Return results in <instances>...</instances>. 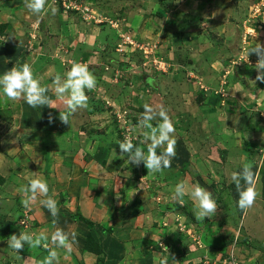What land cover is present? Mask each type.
<instances>
[{
	"label": "rangeland",
	"instance_id": "obj_1",
	"mask_svg": "<svg viewBox=\"0 0 264 264\" xmlns=\"http://www.w3.org/2000/svg\"><path fill=\"white\" fill-rule=\"evenodd\" d=\"M163 2L167 9L161 0H47L37 16L23 0H0V75L29 63L58 108L64 106L54 79L66 78L73 61L97 79L95 89L86 90L87 107L70 117V125L61 123L59 109L0 96V164L11 160L0 170L10 173H0L1 264L48 254L43 246L25 244L17 253L7 244L12 234L40 232L46 222L53 227L39 203L44 197L27 209L22 204L20 189L34 176L46 181L57 201L56 219L66 222L72 219L67 201L74 206L79 199L82 208L90 201L95 208L98 188L107 200L119 199L97 226L106 234L131 228L138 244L131 264H159L168 255L169 264L172 256L179 264H264V224H250L253 210L264 213V129L256 113L259 108L264 116V82L255 79L257 56H249L264 44V0ZM146 102L163 105L175 126V155L162 173L129 163L119 148L128 136L147 151L148 129L140 126ZM246 162L257 174L258 195L244 211L231 174ZM180 181L212 191L217 214L197 221L190 196L183 206L172 198ZM85 231L86 237L92 232ZM62 250L73 255L75 249Z\"/></svg>",
	"mask_w": 264,
	"mask_h": 264
},
{
	"label": "clouds",
	"instance_id": "obj_2",
	"mask_svg": "<svg viewBox=\"0 0 264 264\" xmlns=\"http://www.w3.org/2000/svg\"><path fill=\"white\" fill-rule=\"evenodd\" d=\"M46 3L47 0H23L24 7L37 16L45 12ZM51 12L55 14L56 9L52 8ZM251 54L257 56L254 67L258 74L255 79L264 82V44L258 42L250 51L249 56ZM65 77L62 79L60 75H57L54 79V93L58 99L63 101V108L56 107L55 101L46 95L49 88L41 86L39 79L34 77L31 65L27 62L19 66L14 65L10 70L0 75V96L7 97L12 101L23 99L33 108L47 106L50 109H59L58 118L61 123L70 125V117L78 109L87 107L86 90L95 89L97 79L86 64L77 61L71 63ZM143 108L140 126L148 129L143 133L142 141L147 145V151L143 147L133 144L132 139L128 136L119 142V148L122 154H127L129 163L136 166L143 163L149 174L162 173L164 169L171 166V160L175 155V140L173 138L175 126L168 110L163 105H151L146 102ZM53 120L54 117L49 114V122ZM153 120H158L156 126L151 123ZM157 148L162 149L159 154L156 151ZM252 169L253 164L246 162L242 165L241 171L231 174V180L239 192L238 206L244 211L254 205L258 195L256 191L257 174ZM20 192L22 193V204L26 209L30 208L38 197H44L40 199L39 203L46 207L54 218L52 221L54 231L50 238L51 245L54 247H49V236L45 231L39 233L22 231L19 235L12 234L7 240L8 247L19 253L25 244L33 249L43 246L48 250V255L40 261V264H59L58 252L55 249L62 248L70 253L77 233L71 228L66 232L57 226V201L52 195H49L48 184L41 177L34 176V178L28 179L27 184L21 187ZM186 195L190 196L194 202L192 211L197 221H204L206 217L210 218L217 214V200L208 188L199 183H194L189 188L185 181L178 182L175 185L172 198L183 206ZM169 261L168 255L160 259L159 264H169ZM171 264H179L174 256L171 257Z\"/></svg>",
	"mask_w": 264,
	"mask_h": 264
},
{
	"label": "crops",
	"instance_id": "obj_3",
	"mask_svg": "<svg viewBox=\"0 0 264 264\" xmlns=\"http://www.w3.org/2000/svg\"><path fill=\"white\" fill-rule=\"evenodd\" d=\"M19 147H20V145H19ZM21 153H22V156H21L22 161H24V159H26L28 157V154L25 153V149L22 150ZM9 162H11V160L9 158L6 160V162H1L0 170H3L7 165H9ZM0 173H2L4 176L5 175L9 176V174H10L9 172H0ZM78 192L79 191H77V193ZM106 193H107L106 190H103L102 188H98V192H97L98 200L96 202L93 201L95 208L90 203V201L84 202L86 204V206H84V208H82V205L80 204V200L76 199V198L74 199L75 200L74 206L70 205L68 201L66 203H64L63 207H64V209H68L67 212H68V214H71L72 219L70 222H66V219L60 215L61 217L56 219V220H59L57 223L58 224L57 226L60 228H63L66 232L69 230V228H71L72 230H74L77 233V238H76V241L72 245L73 248L75 249L73 255L64 254L62 248H56L55 249L58 252L59 264H98V255H95V253H93L91 250L86 249V243H87V237L88 236L86 237V231L85 230H87L88 233H89V230H92L90 235L93 237L94 241L103 250V252H104L103 254L105 257L103 264H131L130 262L133 260V258L137 254L135 249H136V246L138 245L135 242V240H133L134 234L131 235V231H132L131 228H126L125 231H123V230L118 231L117 234L116 233L115 234H111V233L106 234L103 232L100 233L103 225L97 226L98 225L97 222L100 224L102 221L100 216L102 215V213L106 209V207L109 208L110 205H112L113 207L116 208L117 204H119L118 203L119 199H118V201H115V202H112V197L107 200V198L105 196ZM84 195H87L89 198L91 194H84ZM117 196L119 198V195H117ZM84 198L86 201V197H84ZM72 204H73V202H72ZM88 206H91V208H88ZM87 211H90V212L93 211L92 212L93 216L91 217V219L89 217L92 213L86 215L85 212H87ZM78 214L81 215L83 218L87 219L88 221H91L93 223V226H91V225L87 224L86 222L80 220L78 218V216H79ZM254 214H258V212H256L255 210L252 211V217L250 220V224L253 226L252 227L253 229L256 227L258 228L259 226H257V225H259V223L264 224V213L262 214L261 217H258V215H254ZM39 219H41L42 222H44L46 220L44 217L43 218L40 217ZM102 223H103V221H102ZM117 223H118V221L116 222V224ZM50 225L51 224L46 222V224L44 223V224H42L41 227H38L40 229V231H45V232L48 231L49 239L51 238V233L54 231V228L50 227ZM37 233H39L38 230H37ZM118 234H120V235L118 236ZM140 234L144 237L143 231H140ZM113 237H115V238H113ZM146 239H148V237ZM154 241H156V240H154ZM49 247L51 248L54 246L49 245ZM31 249H33V248H31ZM38 249L39 248H35V250H38ZM139 249H142V247L140 246L138 248V250ZM35 255H33L32 258H29V257H27L26 254H23L20 256V258H18V260L20 263L22 262L23 264H38V262L40 263V261L42 259L36 258ZM0 264H1V260H0Z\"/></svg>",
	"mask_w": 264,
	"mask_h": 264
},
{
	"label": "trees",
	"instance_id": "obj_4",
	"mask_svg": "<svg viewBox=\"0 0 264 264\" xmlns=\"http://www.w3.org/2000/svg\"><path fill=\"white\" fill-rule=\"evenodd\" d=\"M161 2H162L161 4H162L163 8L167 9V5L164 4L163 0H161ZM160 14H157V15H160ZM145 81H147V79ZM148 84H149V82H148ZM256 113L259 115V119H257L259 127L264 129V125H263L264 124V117L262 116L261 110L258 108ZM262 178H263V187H264V173H263V177ZM178 210L182 211L183 208L179 207ZM78 218L80 220L86 222L87 224L91 225V226L93 225V223L91 221H88L87 219L83 218L81 215H79ZM86 248H87V250H91L92 252H94L95 254H97L99 256L98 257V264H103L104 263V258H105L104 254H103L104 252L101 249V247L94 241V239H93V237L91 235H88V237H87Z\"/></svg>",
	"mask_w": 264,
	"mask_h": 264
}]
</instances>
